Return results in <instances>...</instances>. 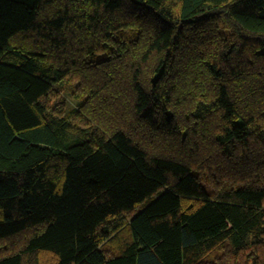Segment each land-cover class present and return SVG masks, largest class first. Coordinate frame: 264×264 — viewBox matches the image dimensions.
<instances>
[{
    "label": "trees",
    "instance_id": "trees-1",
    "mask_svg": "<svg viewBox=\"0 0 264 264\" xmlns=\"http://www.w3.org/2000/svg\"><path fill=\"white\" fill-rule=\"evenodd\" d=\"M2 242L264 264V0H0Z\"/></svg>",
    "mask_w": 264,
    "mask_h": 264
},
{
    "label": "rangeland",
    "instance_id": "rangeland-1",
    "mask_svg": "<svg viewBox=\"0 0 264 264\" xmlns=\"http://www.w3.org/2000/svg\"><path fill=\"white\" fill-rule=\"evenodd\" d=\"M71 90H72V88H71ZM73 90H74V88H73ZM64 92L67 93L68 96H70V95L68 94V93H69V89H66ZM122 236H124L123 240H125V239H129V238H130V230L127 229V230L122 234ZM131 238H132V237H131ZM4 243H5V242H2V243H0V245H3ZM111 247H112V249H114V250H118V248H117L116 245H111ZM3 250H4V246L0 247V254L3 252Z\"/></svg>",
    "mask_w": 264,
    "mask_h": 264
}]
</instances>
